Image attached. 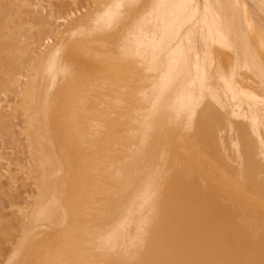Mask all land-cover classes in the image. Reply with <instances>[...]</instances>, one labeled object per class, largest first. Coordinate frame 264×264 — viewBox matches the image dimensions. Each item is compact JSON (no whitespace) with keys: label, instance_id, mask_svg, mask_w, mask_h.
<instances>
[{"label":"rangeland","instance_id":"1","mask_svg":"<svg viewBox=\"0 0 264 264\" xmlns=\"http://www.w3.org/2000/svg\"><path fill=\"white\" fill-rule=\"evenodd\" d=\"M9 1L5 0L4 2L8 3ZM29 1H32V3L29 2V4L31 8H34L35 10L31 9L32 11H27V13L23 11V14L21 13L22 16L13 11L14 9H17L15 5H18L17 0H15V4L13 3V0L11 1L14 8L13 6L11 7L8 5L11 11H9L8 7L5 5L6 3L4 4L3 2H0L2 9H4V5L7 7L6 10L0 8L2 10L0 11V56L2 55L3 57H0V62L3 61L5 63V61H7L6 64H10L8 65L9 68L4 63L0 64V79H3L4 77L2 82H5L0 84V104L1 106L3 105L2 107L0 106V112H4L2 111V108L7 112V115L3 114L6 121L0 120V264H38L42 261H45V264H89L90 262V264H103L104 260L107 264H136V254L131 253L129 256H124L120 252V236L118 231L115 233V238L112 240V243L108 247H105L100 245L99 235L96 233V230L113 231L115 224H117L125 215L129 199L135 194V186H137L135 179L128 180L121 172V161L124 156H131V148L134 149L138 145V138H136L135 133L142 129L138 106H147V101L140 90L145 86L152 88L153 91L161 90V79L155 71L154 65L162 59L165 61L176 60L174 56H166L170 49L174 48L175 45H180L182 49L187 50L189 52L188 59H192L190 42H187L184 37L190 33L189 29L193 26L196 18L200 14V12L191 14V7L195 6L198 1L191 0L183 11L172 10L169 6L166 7L164 12L167 14L168 22L164 31L159 28L161 23H159L160 21L157 17L158 11L154 5L162 0H117L120 4L119 12L124 15L118 26L100 25L103 20L102 15L106 13V8L112 4V0H69L71 5L68 3V0ZM45 1L47 2L44 3ZM163 1L167 2L169 0ZM59 2H63L64 4L67 3L66 5H68V8L66 5H63L62 3L60 4ZM33 3H35V5ZM55 3H57L59 7L57 4L55 5ZM31 4H33V6ZM61 5H63V7ZM149 5H152L151 8ZM39 7L41 8V11H39ZM75 11L78 12L75 14ZM40 12L43 14L48 13L47 17H50L49 19L53 22L52 27L54 29L56 28L57 32V37L52 43L49 41L51 44L46 47L44 51H40L38 44L44 40L45 37H42L41 39V36H45L47 32L44 31L43 34L39 29L37 30L36 23H29L31 22L30 17L32 18V16H36ZM65 14L67 15L65 16ZM24 17H27V20ZM7 18L8 23H6ZM11 19L14 22L17 21L14 23ZM18 20L22 24L18 25ZM23 20H25L24 22L26 24L23 23ZM24 24L26 27H24ZM140 24H144L143 28L145 29H143V31L138 30ZM3 25H6V27ZM1 27L7 29L5 30L7 34ZM25 28L29 33L27 31L24 35L23 31H26ZM134 28L137 29L136 33L141 34L144 38H154L152 41L153 44L149 48L151 56L146 61H143L137 54L131 56L125 52H121L119 49L122 46L120 43L122 40L121 38L123 37L122 35L132 34V29ZM176 29L180 30V35H174ZM22 34L23 42L25 41L24 43L20 42L22 41V39H20ZM34 34L35 39H33ZM9 35H13V38ZM14 35L17 39H15ZM38 36V40L40 41L41 39L40 43L37 40ZM29 37L30 39H27ZM13 42L14 45H12ZM9 43H11V45ZM164 44L166 47H164ZM27 45L30 50L27 49ZM217 48H221L219 49L220 52H218V50H216V52H218V54L221 53V62L224 61L223 64L225 63L222 65L227 67V60H229V62L230 60L232 61V53H230V51L228 52V49H224V47L219 46ZM50 49L53 51L52 56L59 51L61 62L67 66L66 74L68 78L64 81H56V83H54L51 96L54 98L55 102L53 101L54 104L50 114L49 129L46 131V124L45 122L43 123L44 119L42 118L41 113L38 115L39 119H36V121L33 118V111H38V109L42 110L43 108L40 107L34 109V107H32L31 103L34 100L31 99V94L27 90L19 88L20 85H18V80L20 79L19 83L22 85L23 83L25 84L27 78L32 74V71L39 70L37 64L39 63L40 58L45 60V52ZM1 50L6 53H2ZM9 51H11L13 55L9 54L11 53ZM29 51L31 54H29ZM14 52H18L19 54L15 55ZM22 52H25L26 55L25 53L22 54ZM19 57L24 61H19ZM86 57L89 60L86 59ZM84 59L86 60V63ZM90 59L95 63L90 62ZM45 63L47 62L45 61ZM2 64L5 65V69L4 66H1ZM87 65L89 69L86 68ZM90 65L94 66L91 67ZM96 65H99L98 69H96ZM26 66L27 68H25ZM29 66H32V71L28 70ZM167 66V62L162 64V67L164 68ZM93 67H95L96 70ZM100 67L101 70L99 69ZM23 69H25V71ZM99 70L101 73L98 72ZM16 71L19 72L17 73ZM3 72L7 74L2 75ZM91 73L93 76L90 75ZM239 74L243 75V77L238 76ZM249 74V72L240 70L236 76L239 79L237 80L241 82V78L244 81L241 82L242 85L249 86L253 90L261 92L262 89L259 87V83H256L253 76ZM190 75H192L191 69L187 72L184 71L182 80L176 79L174 81V90L177 93H180L182 90H185L184 87H187L191 92H195V108H198L197 110L199 111H202L204 108L205 111V107L209 102V104L212 105V98L209 96L210 91L209 89H206L207 92L205 91L204 99L202 102L200 100L201 103H199V99L202 98V89L191 87L190 83L188 85L189 79L187 76ZM11 77H13V79L15 78L17 83H15L16 81L14 82L13 79L10 81L9 78ZM89 80L91 81L90 85H88ZM12 81L15 83L14 85ZM6 82L8 83L6 84ZM9 83L12 87L9 86ZM55 85L59 90H57ZM96 87L99 88L98 91L96 90ZM54 89L56 90V94L54 93ZM39 94L41 95H39L36 103H41L44 100V91L41 90ZM230 104L232 103L230 102ZM218 107L219 105H216V107L213 106V109H218ZM227 107H229V105L226 106V109L224 108L226 112L230 109ZM244 107L246 109L248 108L246 104ZM9 111L10 113L8 114ZM209 111L205 112L207 115L204 114V117L210 116L211 118V114L208 113ZM221 111L223 112V116H227V114L224 115L225 111ZM214 113L216 119L218 115L215 111ZM220 113L219 116H221ZM0 115V117L4 119V116L2 114ZM219 116L217 120L219 119ZM199 117L204 118L203 115L198 117L195 115L194 121L192 120L186 123L188 125L187 127H179L178 129L177 127L174 128L175 130H180L178 131L179 133H177V139L178 137L179 139H191L187 136L188 130L191 131V134L195 131L198 134L197 130H199V128H197V130L192 129L193 122L198 119V123L197 121L194 123L195 126L196 123L197 126L199 125V121L201 122V125L206 126L205 123L202 124L203 122L199 120ZM221 118L218 120L221 121V123L227 120H225L224 117L222 121ZM233 118L231 120H233ZM215 119L212 118V121L211 119L205 120L204 118L203 121H208L209 125V122L212 121L214 123ZM241 119L246 120V118ZM7 120L8 124L10 123L11 126L13 125L12 127L10 126L11 128L6 124ZM237 121L240 122V130H244L241 125H246L247 121H245V124L243 123L244 121L233 120L232 123L235 127L238 126H236V124H238ZM226 123L227 127L225 125ZM226 123L224 122L223 126L221 125V127H218L220 125L215 121L213 124L214 126L210 129L212 132L214 130L216 133L218 132L215 134V140L218 142L217 144L221 146V148L219 147L220 149H222V146L226 147L225 143H227L228 149L225 150V153L228 152L229 155H227L234 158L233 160L235 161V155H237V153L233 150L234 146L232 145V140L237 139V134H240L238 136L239 138L244 136L240 133L241 131L239 129L236 133V129L235 127L233 128V126L232 131L234 132H231L227 121ZM121 124L122 126H120ZM216 124L218 126H216ZM34 127L37 128V131L42 138L45 148L43 151L33 150L32 130ZM225 127L227 128V134L225 132ZM246 127L251 130L249 125H246ZM205 128L203 127L204 130ZM218 128L220 129L217 130ZM260 128L263 127L260 126ZM250 130H248L249 134L245 135L246 137L249 136V138L244 137L243 140L245 138L254 140L255 142H250V145H252V150L255 151L256 147L254 145L253 148V144L257 142V138ZM250 133L254 137L250 136ZM262 133V135H264L263 131ZM212 134L210 136H212ZM49 135L51 137H49ZM198 137L199 135L197 136V139ZM224 137L227 138V142L221 140L224 139ZM250 137H252V139H250ZM49 140H52V142ZM238 140L241 142V139ZM207 141H210L209 138ZM51 143H53V145ZM250 145H248V147ZM253 151L251 153H253ZM254 154H256V156L253 157L259 159L258 157H260V155L256 151ZM37 158L40 160H37ZM57 158L60 159L61 162H59ZM234 161L232 162L233 165L236 164V161ZM39 174L41 175L39 176ZM53 184L55 185L53 186ZM2 189L5 191H2ZM56 190L61 193L62 199L66 204L64 212L60 206L61 202L51 198ZM25 197L28 199L26 200L29 201L28 203L24 200ZM38 199L44 203L47 202L48 206L54 208L55 215L53 218L28 219V217L30 218V207L36 204ZM104 221L105 223H103ZM57 238L61 240L60 242L57 240L60 246L56 241ZM54 242L57 243L58 248L54 245ZM93 248L95 250H93ZM123 258L125 261H123ZM98 260L100 262H98ZM93 261L94 263H92Z\"/></svg>","mask_w":264,"mask_h":264},{"label":"bare ground","instance_id":"2","mask_svg":"<svg viewBox=\"0 0 264 264\" xmlns=\"http://www.w3.org/2000/svg\"><path fill=\"white\" fill-rule=\"evenodd\" d=\"M4 1L0 0V2H3L4 4L6 3L5 5L7 7L8 5H10L11 7L13 6L14 8L13 3L15 4V0H13V3L11 2L12 0L11 1L8 0L9 1L8 3ZM213 1L215 0H203L202 3L199 1L195 6L191 7V14H196L197 12H200L193 26L189 29L190 33L186 36L184 33V36H185L184 39H186L187 42H190V45H191V50H192L191 58L192 59L191 60H189L190 58L188 59L189 52L187 50L182 49L180 45H175L174 48L170 49V51L166 54V56L168 57L174 56L176 60L165 61L164 59H162V60H159L157 64L154 65V69L157 72L159 78L161 79V90L153 91V89L148 86H145L142 90H140L142 95L145 97V100L147 101V106H138L139 117L142 123V129L135 133L136 138H138V145L134 149L131 148V152H132L131 156H124L121 161V164H122L121 172L127 177L128 180L133 179V178L135 179V183L137 184V186H135L136 187L135 194L133 195L132 198L129 199V203L127 202L128 207H127L126 213L122 217V219L117 224H115V226L113 227V231L96 230V233H98L99 235L100 245H103L105 247H108L112 243V240L115 238V233L118 231L119 236H120V242H119L120 252L124 256H129L131 253L136 254L135 256L136 261H137L136 264H264V139H263L264 135H262L263 134L262 131L264 132L263 130L264 128V121H263L264 119V81L262 84H260L259 81L257 82L258 79L255 77L256 83H259V87L261 86L260 87L262 89L261 92L260 91L258 92V90L255 91L249 86L242 85L241 82L243 80L241 78H240L241 82L238 81L239 79L236 76L238 75L239 71L240 70L245 71V69L246 71H249V70H248V67L245 66V64H243V62L238 59V56L236 58L235 54H237V52L236 53L233 52V49L235 50V48L233 46H231L233 49L230 48L228 44V39H227V31L225 29L226 25H224L225 18L223 17L224 16L223 10L222 12L219 10L220 12L219 13L217 11L218 9H220L218 7L219 3L217 4V2H215L214 4L216 5L214 6ZM17 2H18V5L15 4L17 7L16 9L17 11L15 9L13 10L17 14H21L23 11L27 13V11H32L31 9H34V8H31L29 4V2L32 3V1L17 0ZM46 2L47 1H45L44 3ZM63 2H61L63 5L67 4V3L64 4ZM190 2L191 0H169L167 2L162 0L158 3H155L154 4L155 8L158 11L157 17L160 21L159 23H161L159 25L160 30L164 31L166 24L168 22L167 14L164 12V9L166 7L169 6L172 10L183 11L186 5L189 4ZM226 2L228 3V1L224 2L225 5H226ZM68 3L71 5V2L69 0H68ZM33 4L35 5V3ZM33 4L31 5L33 6ZM56 4L57 3H55V5ZM229 4L230 3H228V5ZM5 5H4V9L6 10L7 7ZM63 5L61 6L63 7ZM237 5L238 4H236L235 2V6ZM66 6L68 8V5ZM72 6H75V5H72ZM240 6L239 8L241 9ZM75 7H78V6H75ZM215 7L216 8L218 7V9H216ZM119 8H120L119 2L117 0H112V4L106 8V13L102 15L103 20L101 21L102 24L100 25L118 26L121 23V19L124 16L123 14L119 12ZM1 9L0 11L4 10V9L2 10ZM8 9L9 11H11L9 7ZM39 11H41V8ZM239 11L242 12V10H239ZM76 12L78 11H75V14ZM221 13L223 14V16L220 15ZM47 14L48 13L43 14L42 12H40L36 16H32V18L30 17L31 22H29V23H32V22L36 23L35 25H37L36 26L37 30L39 29V31L40 32L42 31L43 34H44V31L47 32L46 33L47 35L45 34V36L43 35L41 36V39L42 37L43 38L45 37L44 40L46 42L42 40L43 41L42 43L40 39L41 41L40 43V41L38 40L39 36L37 37V40L40 43L38 44L40 51H44V49L48 47L52 43V41L57 37L56 28L54 29L52 27L53 22L49 19L50 17L49 18L47 17ZM66 15L67 14H65V16ZM1 17H2V14H1ZM24 18L26 19L27 17H24ZM28 19H29V16H28ZM7 21H8V18L6 20V23H8ZM24 21L25 20H23V23H25ZM247 22L251 25V21L248 20ZM17 24L19 25L22 23L19 21V23ZM25 24H24V27H26ZM6 25H3V26L6 27ZM143 26L144 24H140L138 30L143 31V29H145L143 28ZM57 27H58V24H57ZM1 28L3 29L4 27H1ZM8 28H11V27H8ZM3 30L5 31L7 29H3ZM136 30L137 29L134 28L132 29L133 31L132 34H124L122 35L123 37L121 36L122 40L120 43L122 44V46L119 49L121 52H125L131 56L133 54H137L139 57H141L143 61H146L151 56V54L149 53V48L152 46L153 44L152 41L154 38H149V37L144 38L141 34L136 33ZM27 31H28L27 29L25 32L23 31L24 35ZM169 31H172V30H169ZM251 32L249 31V33ZM179 33H181L180 30L176 29L174 35L176 36ZM9 36L13 38V35L12 36L9 35ZM22 36L23 34L21 35L20 39H22ZM15 39H17L16 36H15ZM15 39L14 41L16 42ZM27 39H30V37ZM33 39H35V34L33 36ZM49 41H51V43ZM20 42H23V39ZM11 43L9 44L11 45ZM243 43L245 44V42ZM12 45H14V42ZM34 46H37V45H34ZM219 46L224 47V49L225 48L228 49V52L230 51V53H232V56H233V58H231L232 61L230 60L229 62V60H227L229 64L225 61L228 65V66L226 65L227 67L223 66L225 64V63L223 64L224 61L221 62L222 61L221 56H220L221 53L218 54V52H220L219 49L221 48H217ZM164 47H166L165 44H164ZM28 48L29 47L27 45V49ZM243 48L244 47H242L241 49ZM216 50H218V52H216ZM244 50L246 51V48H244ZM244 50H243V53H245ZM1 51L2 53H6L5 51L3 52V50ZM52 52L53 51L51 49L45 52L46 53L44 57L45 60H42V58H40L39 63L37 64L39 66L38 71H34V70L32 71V68H31L32 66H29L28 70H31L32 74L30 75L29 78H27V81L25 84L23 83L22 85L21 83H19L20 77L18 78L19 80L17 79L18 85H20V87L19 86L18 87L21 88L22 90L24 89L27 90L31 94V99L35 101V102L32 101L31 103L32 107H34V109H38L40 107L43 108L42 110L38 109V111L34 110L33 118L36 121V119H39L38 115L41 113V116L44 119L43 123L45 122L46 124V128H45L46 131L49 129L50 114H51L52 107L54 104L53 101L55 102L54 98L51 96L54 83H56V81H64L68 78L66 74L67 66L61 62V59L59 57V51L57 54L53 56H52ZM24 53L22 52V54ZM9 54L13 55L12 52ZM16 54H19V53L16 52L15 55ZM29 54H31L30 51H29ZM219 56H220V59H219ZM0 57H2V55ZM9 59H6V60H9ZM86 59L88 58L86 57ZM21 60L22 59L20 58L19 61ZM90 60H91L90 62H92V59ZM45 61L47 63H45ZM84 61L86 63L85 59ZM6 62L7 61H5L4 63L2 61L0 62V64L4 63L5 65H7ZM164 62H167L168 64L166 68L162 67V64ZM92 63H95V62H92ZM5 65L2 64L1 66H4V69H5ZM88 65L86 67L87 69H89ZM90 66L92 67L94 65H90ZM98 66L96 69H98ZM189 67L191 69L192 75L187 76L189 79L188 85L190 83L191 87L202 89L201 90L202 98L199 99V103L203 101L206 89L207 90L209 89L210 91L209 96L212 98V101H211L212 105L214 107H216V105H219L220 108L218 107V109L217 108L213 109V106L210 105L209 104L210 102H209L207 106L205 107V111L203 108L202 111L200 110L201 111L200 113V111L197 110L198 108H195L194 106V102H195L194 93L195 92L194 93L191 92V90H189L187 87H184L185 90H182L180 93H177L174 90V81L176 79L182 80L183 72L189 71L190 70ZM25 68H27V66ZM93 68L95 69V67ZM99 69L101 70V67ZM249 69L251 70V67H249ZM23 70L25 71V69ZM100 70L98 72H100ZM19 71H16V72L18 73ZM251 72H253V70ZM92 73L90 75H92ZM3 74L6 75L7 73L3 72L2 75ZM241 74H239L238 76L243 77V75ZM259 77H260L259 80H262V77L258 76V78ZM9 79L11 81L13 77ZM3 80H4V77L1 80L0 84L5 83V82H2ZM13 80L14 82L16 81L15 78ZM14 82H13V85L17 83V81L15 83ZM90 82L91 81L89 80V84L88 83L87 84L90 85L91 84ZM7 83L8 82H6V84ZM10 83H9V86L12 87ZM41 90H43L45 94L43 95L44 100L41 103H38V102L36 103V100H38L39 95H41L39 94ZM57 90H59L58 87H57ZM96 90L98 91L99 88L96 87ZM55 91L56 90L54 89V93ZM221 94H222V97H221ZM230 102L232 104H230ZM0 103H1V100H0ZM245 104L247 105L249 110L248 108L247 109L245 108L246 106L244 107ZM227 105H229V107L227 108H230V109L227 110L226 112L224 108L226 109ZM213 110L217 113L218 116H219V113L221 112L220 115L222 116V118L221 116H219V119L221 118L222 121L224 117H225L224 118L225 120L227 119L226 121L228 122L231 132H234L232 130L235 127L232 123L233 120H241V121H244L243 123L245 124H246L245 121H247L246 125L247 126L249 125V128L251 127V130L247 129L248 127H246V125L244 124L241 125V127L243 126L244 130H240V127H239L240 122L237 121L238 124H236V126L237 125L238 126L235 127L236 129L235 132L237 133L239 129L241 131L239 132L242 133L244 137H246L245 135H248L249 134L248 130H250L251 133L254 136H256L257 142L253 144V148L255 145L256 150L255 149L254 150L260 155V157L257 156L259 159H257L256 157L255 158L253 157V156H256V154H254L255 151L252 150V145H250L251 144L250 142L254 140L246 139L247 137L249 138V136H247L243 140L244 137L239 138L238 136L240 134H237L236 135L237 139H233L234 136L232 138L233 139L232 145L234 146L233 150L236 151L237 153V155H235L236 164L234 165L232 164V162L234 161L233 160L234 158L228 156L229 155L228 152L225 153V150L228 149L227 143H225V146L227 148L222 146V149H220L221 146H219L217 144L218 142L215 140L216 138L215 134H217L218 132L216 133L215 130H214L215 132L214 131L212 132V130L210 129L212 128V126H214L213 124L215 123V121L219 123L220 126L216 124V126L218 127H221V125L223 126L224 122L226 123V121H223V123H221V121H218L219 120V119L217 120L218 116L215 119V113ZM221 110L225 111L224 115L227 114V116H223V112ZM2 111L5 112L6 110H3L2 108ZM207 111H209L208 113L211 114V118L210 116L204 117V114ZM4 112L3 113L0 112V114L7 115V112H5L6 114ZM9 113L10 111L8 112V114ZM195 115L196 117L203 115L205 120L206 119L212 120L213 118L215 119V121L213 123L212 122L213 120H212L211 122H209L210 124L208 125V121L204 122L205 121V120L203 121L204 118L199 117L200 118L199 120L203 122L202 124L205 123L207 127L205 125L204 126L201 125L200 121H199V125L197 126L198 119L197 120L195 119L197 121L196 123L197 127L194 125V123L196 122L195 121L192 124L193 126L192 129L197 130V128H199V130H197L198 134L196 133V131L192 132L193 134H191V131L188 130L187 136H189L191 139L189 138H188L189 140L182 139V138L179 139V137L177 139L176 136H177V133H179L178 131L180 130H175L174 128L177 127L178 129L179 127L181 128L187 127L188 125L186 123L192 120L194 121ZM205 115H207V113ZM233 117L240 118V119H234ZM3 118L4 119L1 118L0 120L3 121L6 119L5 116ZM232 118L233 120H231ZM241 118L243 119L246 118V120L245 119L242 120ZM6 124H8V120ZM225 125L227 127V123ZM10 126L11 125L9 123L8 127ZM120 126H122V124ZM202 126L204 128L206 127L205 130L203 129ZM260 126H262L263 128H260ZM226 127H225V132L227 130ZM219 129L220 128H218L217 130ZM222 130H223V127H222ZM199 132L200 134L202 132L201 137H200ZM251 133H250V136H253L251 135ZM48 134H49V131H48ZM211 134L212 136H210ZM198 135L200 137V138L198 137V139L200 140L197 139ZM49 137L51 136L49 135ZM207 137L209 138L210 141H207L208 140ZM212 137L214 138V140ZM226 139L227 138L224 137V139H221V140H225L227 142ZM238 139H241V142ZM250 139H252V137H250ZM49 141L52 142V140H49ZM30 143H31V140H30ZM247 143L248 145H250L249 147ZM51 144L53 145V143ZM32 146H33L34 151H43L45 149L43 142H42V138L39 135V132L37 131L36 127H34L32 130ZM251 150L253 151V153H251L252 152ZM37 160H40V159L37 158ZM58 160L59 162H61L60 159ZM40 175L41 174H39V176ZM54 185L55 184H53V186ZM2 191H5V190L2 189ZM51 198L61 202L60 206L64 212L66 204L62 199L61 193L57 192L56 190L55 193L51 196ZM24 200L26 201L28 199H26L25 197ZM38 200H37V203L34 202L36 204L30 207L31 212H30V218L28 217V219L35 220V219L53 218L55 215L54 208L48 206L47 202L44 203L40 199ZM28 202L29 201H26V203ZM103 223H105V221ZM57 240L59 239L57 238L56 241ZM60 241L61 240H59V242ZM55 242H54V245L57 246L58 241L57 243ZM93 250L95 249L93 248ZM123 261H125L124 258H123ZM42 262H39L38 264L40 263L42 264ZM44 262L43 264H45ZM98 262L100 261L98 260ZM92 263H94V261ZM103 264H107L105 260L103 261Z\"/></svg>","mask_w":264,"mask_h":264},{"label":"crops","instance_id":"3","mask_svg":"<svg viewBox=\"0 0 264 264\" xmlns=\"http://www.w3.org/2000/svg\"><path fill=\"white\" fill-rule=\"evenodd\" d=\"M197 1H200L201 3L203 2V0ZM218 1H213V5L215 6L216 4L214 3L217 2V4L219 3L218 7L220 8L218 9V7H215L218 9L217 11L219 12L220 10L222 12L223 10L224 16L222 13L220 15L225 18L224 25H226L225 29L227 31V39L230 48L233 49L231 46L235 48L236 51L233 49V52H237V54H235L236 58L238 56V59L248 67L249 71H246L245 69V72L251 73V75L254 76L253 78L255 80L257 78V82L259 81V83L262 84L264 81V0H225L230 3L229 5L227 2L225 5L224 0ZM235 2L238 4L237 6H235ZM239 10H242V12ZM248 20L251 21V25L247 22ZM244 25H247V29ZM249 31L252 32L249 33ZM243 42H245V44ZM242 47L246 48V51L244 48L241 49ZM243 50L245 53H243ZM249 67H251V70ZM252 70L253 72H251ZM258 76H261L262 80H259L260 77L258 78Z\"/></svg>","mask_w":264,"mask_h":264}]
</instances>
